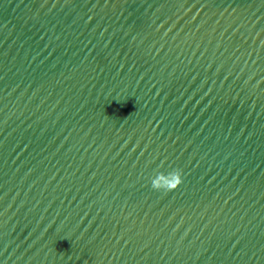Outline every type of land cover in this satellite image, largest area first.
I'll return each instance as SVG.
<instances>
[{
	"label": "water",
	"instance_id": "water-1",
	"mask_svg": "<svg viewBox=\"0 0 264 264\" xmlns=\"http://www.w3.org/2000/svg\"><path fill=\"white\" fill-rule=\"evenodd\" d=\"M0 264H264V0H0Z\"/></svg>",
	"mask_w": 264,
	"mask_h": 264
},
{
	"label": "clouds",
	"instance_id": "clouds-1",
	"mask_svg": "<svg viewBox=\"0 0 264 264\" xmlns=\"http://www.w3.org/2000/svg\"><path fill=\"white\" fill-rule=\"evenodd\" d=\"M181 182L182 180L180 171L173 170L167 174V178L164 180L163 185L161 184L160 180L154 179L151 180V186L156 190L164 189L165 191H170L175 189Z\"/></svg>",
	"mask_w": 264,
	"mask_h": 264
}]
</instances>
